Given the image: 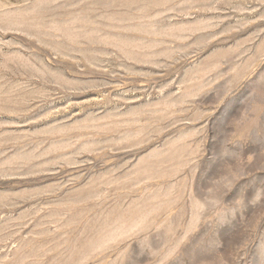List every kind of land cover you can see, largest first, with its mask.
<instances>
[{
  "label": "rangeland",
  "instance_id": "obj_1",
  "mask_svg": "<svg viewBox=\"0 0 264 264\" xmlns=\"http://www.w3.org/2000/svg\"><path fill=\"white\" fill-rule=\"evenodd\" d=\"M0 264H264V0H0Z\"/></svg>",
  "mask_w": 264,
  "mask_h": 264
}]
</instances>
